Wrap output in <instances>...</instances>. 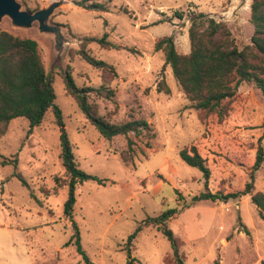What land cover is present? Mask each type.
Returning <instances> with one entry per match:
<instances>
[{
    "label": "rangeland",
    "instance_id": "obj_1",
    "mask_svg": "<svg viewBox=\"0 0 264 264\" xmlns=\"http://www.w3.org/2000/svg\"><path fill=\"white\" fill-rule=\"evenodd\" d=\"M18 1L31 12L57 3L47 23L58 26L61 36L43 30L38 20L17 26L9 16L2 18L0 31L38 42L46 71L54 77L55 102L62 109L81 168L109 180L105 185L87 180L76 189L75 219L92 264H125L128 235L147 217L173 207L180 211L168 225L179 239L186 264H263L264 220L250 195L192 203V197L204 190L203 172L179 155L181 149L197 143L213 170L211 189L243 190L264 131L260 127L262 92L254 83L243 82L230 102L229 114L222 122L212 121L219 141L209 142L200 112L190 106L171 67L165 65L163 51L155 48L159 39L174 35L177 50L187 55L191 48L189 12L203 11L227 23L242 49L254 31L252 0H112L107 12L86 10L73 0ZM105 32L122 48L108 49L97 42L86 47L92 55L115 65L118 75L111 86L116 95L92 100L111 121L145 118L155 132L152 139L129 134L135 142L129 164L121 158L128 137L103 138L66 92L62 78L69 68L77 85L100 86L101 71L82 60L77 50L84 36ZM28 129L27 119L15 118L0 140V264H85L76 245H65L73 233L63 212L68 187L55 188L56 178H65L61 127L49 111L29 135ZM149 141L150 147L146 146ZM15 155L41 204L11 176L13 165L1 164L2 156ZM255 178L256 191L264 193V163ZM136 236L130 246L136 264H176L171 242L156 225L143 224Z\"/></svg>",
    "mask_w": 264,
    "mask_h": 264
},
{
    "label": "trees",
    "instance_id": "obj_2",
    "mask_svg": "<svg viewBox=\"0 0 264 264\" xmlns=\"http://www.w3.org/2000/svg\"><path fill=\"white\" fill-rule=\"evenodd\" d=\"M86 10L107 12L111 9L112 0H73ZM179 16L182 17L181 14ZM190 52L186 54L177 50L174 35L164 36L156 42V50L163 51L165 65H169L173 75L180 84L184 94L189 99L190 106L198 110L202 122L208 130L209 142H216L218 132L214 119L222 122L231 109L230 102L236 96L238 88L243 82H252L260 89L264 98V0H252L251 23L254 31L251 42L242 49L238 47L232 31L224 21H218L203 11L189 12ZM108 32L102 36H84L81 48L77 50L82 60L101 71L100 86H79L72 71L67 68L62 74L66 92L75 100L83 115L97 128L103 138L112 140L115 136L128 137L127 148L121 152V158L126 163L132 162L135 153V142L129 138L130 133L137 136L155 137L154 127L145 118L132 116L124 122H113L99 111V104L94 98L113 99L116 95L111 86L112 80L118 73L115 65L92 55L87 44L97 42L101 47L120 49L121 45L108 39ZM132 50V49H131ZM39 44L32 38L20 37L13 33L0 31V140L6 134L9 123L15 118H25L29 121L27 134H31L36 126L42 125L46 113L53 112L56 123L61 127L60 158L65 169V178H56V189L66 185L67 198L63 212L71 222L73 233L65 245H76L77 252L82 256L85 264H92V260L82 246L80 227L75 219V204L77 203V186L87 180L106 184V178H101L83 170L75 155L74 146L65 130V120L61 107L55 102L56 93L54 77L47 73L40 54ZM165 90L170 91L166 86ZM264 118V117H263ZM215 124V125H214ZM264 130V120L260 126ZM263 135L259 137L255 161L249 169V177L243 190L223 192L211 189L213 170L207 157L201 152L197 143L180 150V158L192 167L203 172L204 190L192 197V203L211 200L229 201L242 195H250L252 203L259 209V215L264 220V193L256 191V172L264 163ZM150 141L147 142L150 147ZM1 164L13 165V177H17L29 189L30 195L38 204L42 203L24 174L19 169V157L2 156ZM189 206V204H186ZM177 207L168 208L156 216H149L143 224L156 225L172 244L176 264H186L180 250L179 239L169 227L168 221L178 214ZM139 224L136 230L128 235V260L125 264H136V256L131 253V244L136 235L143 229ZM264 264V262H263Z\"/></svg>",
    "mask_w": 264,
    "mask_h": 264
},
{
    "label": "water",
    "instance_id": "obj_3",
    "mask_svg": "<svg viewBox=\"0 0 264 264\" xmlns=\"http://www.w3.org/2000/svg\"><path fill=\"white\" fill-rule=\"evenodd\" d=\"M243 3L246 0H242ZM57 3H52L47 8L31 12L25 9H22V5L18 0H0V22L4 16H9L13 24L17 26H29L35 20H38L41 24V28L45 31H57L58 35L61 36L58 26H53L48 24V18L51 13L54 11ZM61 43L58 42V45Z\"/></svg>",
    "mask_w": 264,
    "mask_h": 264
}]
</instances>
